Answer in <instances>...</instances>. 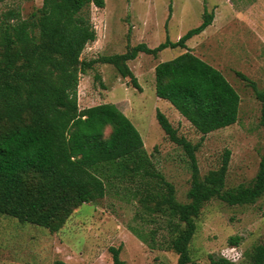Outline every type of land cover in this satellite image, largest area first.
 <instances>
[{
  "label": "trees",
  "instance_id": "trees-1",
  "mask_svg": "<svg viewBox=\"0 0 264 264\" xmlns=\"http://www.w3.org/2000/svg\"><path fill=\"white\" fill-rule=\"evenodd\" d=\"M92 5L103 8L105 0H43L27 18L13 8L0 12V213L56 232L74 209L102 199L117 183L128 181L143 213L169 216L166 247L177 254L178 264H189L195 218L207 201L217 198L244 205L264 194V152L247 186L225 189L228 149L217 168L203 176L198 168L195 152L205 135L235 124L241 101L223 73L186 46L189 38L211 24L214 13L204 9L200 24L176 41L166 38L153 48L141 42L128 45L125 52L85 61L81 53L96 39ZM167 47L186 51L154 66L155 94L194 127L199 141L192 143L179 134L160 109L155 116L165 136L190 160L188 202L176 199L174 186L156 169L140 132L116 104L80 108L77 98L80 74L97 62L113 65L141 89L128 61L139 53L157 57ZM236 75L261 100L264 118V90L244 73ZM131 230L150 244L144 234ZM239 240L231 236L229 244L236 246ZM109 251L114 264H124L120 247ZM244 255L239 264H264V244L254 245ZM208 258L210 264H234L224 256Z\"/></svg>",
  "mask_w": 264,
  "mask_h": 264
},
{
  "label": "rangeland",
  "instance_id": "rangeland-1",
  "mask_svg": "<svg viewBox=\"0 0 264 264\" xmlns=\"http://www.w3.org/2000/svg\"><path fill=\"white\" fill-rule=\"evenodd\" d=\"M42 1L4 0L0 12L13 8L27 18ZM251 7L253 10L248 12ZM204 9L214 14L217 11L220 22L215 30L207 29L206 34L187 40L191 51L219 69L241 101L235 124L205 135L195 152L197 164L203 176L220 165L228 149L225 189L247 186L264 152V118L261 100L236 71L264 90V0H105L103 8L91 6L96 39L86 44L80 57L88 61L125 52L128 45L141 42L153 48L166 38L176 41L200 24ZM182 51L180 47H167L157 57L140 53L128 61L141 89L134 88L129 78L121 77L113 65L94 63L80 74L77 98L80 108L103 102L116 104L140 132L156 169L174 186L176 199L188 202L190 160L165 136L156 120V109L166 111L178 133L192 143L199 141L200 134L169 108L167 100L158 102L167 103L158 107L152 71L158 62ZM133 188L128 181L117 183L102 199L74 209L56 232L0 213V264H114L110 247H120L124 264H178L177 254L166 247L171 236L169 216L143 213L138 198L131 194ZM195 223L189 264H210V254L242 263L246 251L264 244V194L244 205H229L213 198L202 206ZM131 227L144 234L150 244L137 237ZM231 236L240 237L236 246L229 244Z\"/></svg>",
  "mask_w": 264,
  "mask_h": 264
},
{
  "label": "crops",
  "instance_id": "crops-1",
  "mask_svg": "<svg viewBox=\"0 0 264 264\" xmlns=\"http://www.w3.org/2000/svg\"><path fill=\"white\" fill-rule=\"evenodd\" d=\"M216 8V7H215ZM216 10V9H215ZM251 10H253V7H251V8H249L248 9V12L249 11H251ZM214 13V12H213ZM218 12L216 11L215 12V14H214V17H213V20H212V22H211V24H209L202 32H204L203 34H206L207 32H208V30H215L216 29V26L219 24V13L217 14ZM248 14H250V13H248ZM253 17V16H252ZM214 28V29H213ZM208 29V30H207ZM201 32V33H202ZM200 33V34H201ZM193 37V36H192ZM192 37L191 38H189L188 39V41H190L191 39H192ZM188 41H186V46H187V48L191 51V49H193L192 47H190L189 46V43H188ZM183 51L182 52H184V51H186V49L185 48H181ZM181 52V53H182ZM180 53V54H181ZM194 53V52H193ZM140 54V53H139ZM138 54V55H139ZM194 54H196V53H194ZM197 55V54H196ZM198 56V55H197ZM200 57V56H199ZM203 59V58H202ZM152 71H154V67L152 68ZM161 100H163V99H161V98H159L157 95H156V101H157V105H158V107H159V105L160 104H167V103H158V102H160ZM168 106H169V108H171L174 112H176V114H180L172 105H169V104H167ZM158 109H160V107L158 108ZM167 117H168V119H169V114L166 112V111H162ZM180 116H182L181 114H180ZM182 118H184L183 116H182ZM185 119V118H184ZM186 120V119H185ZM144 147H145V145H144Z\"/></svg>",
  "mask_w": 264,
  "mask_h": 264
},
{
  "label": "built area",
  "instance_id": "built-area-1",
  "mask_svg": "<svg viewBox=\"0 0 264 264\" xmlns=\"http://www.w3.org/2000/svg\"><path fill=\"white\" fill-rule=\"evenodd\" d=\"M227 258V257H226Z\"/></svg>",
  "mask_w": 264,
  "mask_h": 264
}]
</instances>
